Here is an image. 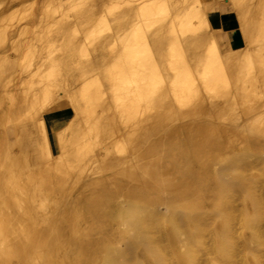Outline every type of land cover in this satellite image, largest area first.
I'll return each instance as SVG.
<instances>
[{"label":"bare ground","instance_id":"1","mask_svg":"<svg viewBox=\"0 0 264 264\" xmlns=\"http://www.w3.org/2000/svg\"><path fill=\"white\" fill-rule=\"evenodd\" d=\"M245 1L232 0L244 39L228 51L200 0H42L8 14L0 27V264H157L158 224L177 264H193L180 243L200 234L204 214L191 210L224 192L211 167L196 163L225 150L234 155L211 163L216 175L264 164V0L254 9ZM177 115L199 119L173 131ZM29 124L41 157L14 159L6 127ZM228 127L235 130L222 133ZM85 175L87 187L72 194ZM226 239L215 245L230 260Z\"/></svg>","mask_w":264,"mask_h":264},{"label":"rangeland","instance_id":"2","mask_svg":"<svg viewBox=\"0 0 264 264\" xmlns=\"http://www.w3.org/2000/svg\"><path fill=\"white\" fill-rule=\"evenodd\" d=\"M204 1L205 0H200V2H201L200 4H202V6L204 8L206 7L205 8L206 13L208 15L210 23L214 27L215 37L217 38V41L220 44V46H222L223 48H228L235 41H243L244 37H243V34L241 32V29H240L239 19H238L237 12L235 10V7L233 5L232 0H218V2H219L218 5L220 7V10H223V11L224 10H228V11L230 10V11L235 12L236 18L234 17L231 20V18L228 17V21H230L229 23L228 22H220V20H218L219 19L218 15L220 14V12L214 11V9H213V6L215 4L214 3L215 0H206V2H204ZM248 1L249 0L245 1V3H247ZM251 1H252L251 3H253V4H251L250 1H249V3L253 6H250L251 7L250 9H254V7L257 5V0H255V1L251 0ZM259 1L260 0H258V2ZM30 2H34L35 5H40L42 3V0H37V3H36V0H12V1L4 0V3L0 5V18H1L0 19V25H1L0 27H2L3 24L6 25L5 22L7 20L5 18L8 16L9 13L13 12L14 14H16L15 12H17L18 15H21L23 13L22 11H23V8L25 7V5L30 3ZM22 4L24 7L22 6ZM250 4L247 3L248 7ZM21 6H22V9H21ZM18 15H15V16H18ZM24 20L25 19H23L22 21H24ZM211 30H213L212 27H211ZM11 33H14V32L12 31ZM9 42H11V41L10 40L8 41V44L10 45ZM5 45H6V43L0 44V55L3 54V51H4L3 47ZM15 51L16 50L13 51L12 48H10V46H8V52L7 53H9V55H10L9 56L10 58H8V59H11V60L13 59L12 56H14V54L16 53ZM5 74H7V72H4L2 75H5ZM15 75L20 76L19 74H16V73H15ZM14 82H19V80H17V78H15ZM259 84L260 85L262 84V79L259 81ZM263 97H264V94H263ZM6 100L7 99H5L4 101H6ZM179 116H181V117H179ZM196 116H197V118L193 119V120H198L199 115H191V116L190 115L189 116L177 115V117L175 118L177 120L173 119L174 121L172 120L170 122L171 124L169 123V126H171L173 124L172 128L170 127L171 129H173V131H175L176 129H177L176 131L181 130V129H183L185 124H188V122L191 121L192 118H195ZM208 116H209V118L212 117L210 115H208ZM186 117H188V118H186ZM189 117H192L191 120L189 119ZM179 118H180V120H179ZM181 119L184 120L185 122H183ZM219 119L220 118H218L217 120H219ZM217 120H216V122L220 121V120L219 121H217ZM222 120L224 122H225V120L228 121V119H221L220 123L223 122ZM233 120L234 119H231V121H230V119H229V122H225V123L234 126V124H233L234 122H235V124L236 123L239 124L242 122L240 119L238 121H235V120L233 121ZM178 121H180V123ZM172 122H174V123H172ZM176 122H178V125ZM242 125H243V123H242ZM232 128L233 127H228V129H223L226 131H223L221 129V132L223 131L222 133H226V132H229L231 130H235ZM14 129L15 128L12 126H8V128L6 127L7 135L9 138V143L11 145V148L13 149V152H12L14 154L13 158L14 159H17L20 157H22L23 159L24 158L25 159L34 158V157L40 158L41 156H40L39 145H38V134H37V131H36L34 125L29 124L25 127H21L19 129H15V130ZM2 131H3V127H0V133H2ZM239 131L240 130H238L237 132H239ZM15 132H16V134H15ZM223 135H225V134H223ZM237 136L236 135H234V137L232 136L233 139L231 140V143L233 142L232 143L233 146L236 145V147L234 148V152H236L237 146L239 147L238 144L241 143V139H240L241 135L238 136V138H236ZM223 137H225V136H223ZM16 138H17V140H16ZM237 142H238V144H236ZM18 148H20V149H18ZM248 152H250V151H248ZM18 154H20V155H18ZM212 154H214V155L213 156L210 155L211 156L210 158L208 156L207 159L206 158L203 159L204 161L205 160L206 161L205 162L203 161V164L201 163L202 167H201V165H199L200 163H198V162L196 163L197 164L196 167H198V168H204V167L209 168V167H211L210 168L211 169L210 176H213V177H211V179L214 180V181L211 180L213 183V186H215V185H216V187L218 186V188H220V190H222L224 192H222L223 194L221 195L220 199L217 197L220 195H215L216 197L211 196L210 200H208V203L205 205V207H207V208H204V206H201V207L194 206L192 208L191 215L204 214V218H203L204 220L203 219L199 220V221H201V224L199 222L197 225L199 230H200V234L197 235L196 237H194L193 238L194 241L192 240L191 242H188V240H185L187 234H183L182 237L185 239L182 238L180 246H181L182 250L186 251V252H188V251H190V249H192V252L194 254V259L192 261L193 264H211V258L214 259L217 264H264V166H263L264 164L261 163L260 165H257L254 168H251V167L235 168L233 171L228 172V174L223 173L222 176H220V175H216V173L214 171H212L213 165L215 164L214 167L217 166V168L220 166L226 165L230 161V158L233 157L234 154L233 153L229 154L227 151L225 152V150L220 151V153L218 152V153H212ZM217 154H220V155L217 156ZM225 154L229 158L226 157ZM262 155H264V154H262ZM262 155H261V157H262ZM14 156H16V157H14ZM255 156L257 158L260 157V153L256 152V155H254V158H255ZM214 157H215V159H214ZM208 159L210 160V162ZM207 160H208V162H207ZM205 163L206 164L210 163V165H205ZM226 176H228V177H226ZM223 177H226V179L227 178L228 179L233 178V180H235L237 185L231 186L230 184H228L224 180L225 178H223ZM81 179H82V182H81ZM81 179L75 185V186L78 185L77 188L73 187L74 188L72 191L73 193L70 192L71 191V189H70V191H69L70 193L79 194L80 191L84 190L83 189L84 187L85 188L87 187V183H89L91 177H90V175H88V176L85 175ZM244 181L245 182L248 181V184H247L248 186L245 184ZM79 183H80V185H79ZM219 185H220V187H219ZM238 185H239V187H238ZM243 185H245L244 188H243ZM253 185L256 188L252 189ZM228 186L230 189H228ZM233 187H235L236 189L234 188V190H233ZM250 188L252 191H250ZM231 190L233 191V194L231 193L232 192ZM237 190H239V191H237ZM235 192L237 194H235ZM239 192H241V193L239 194ZM255 192H256V194H255ZM250 193H251V195H250ZM253 194H255V195H253ZM73 200H74L73 205H76V214H80V212H83V209H82L83 203H84L83 195H78ZM218 200H219V202H218ZM210 203L212 204V206H214V208L210 205ZM244 205H245V208H244ZM246 206H248L249 209ZM208 208L211 209V211L208 210ZM219 209L221 210V212L219 211ZM231 209H232L231 212L233 214H230L231 212L229 213V211ZM244 210L246 212L243 213ZM205 211L206 212L209 211V212L206 213ZM247 211L250 212L251 214H253V217H251L252 215L249 214ZM226 215H229V216H226ZM246 215H248L250 218H255L257 220L261 219V220H259L260 222L257 221V224H255L254 227H251L250 225L247 224L246 220H248L249 217ZM257 215L258 216L261 215L260 216L261 218H259ZM208 217H209V219H208ZM227 217L229 220H227V224H225L224 222H226L225 219ZM230 218H231V220H230ZM244 218H245V220H244ZM215 221L216 222L218 221L217 223H219V224H217ZM221 221L222 222L224 221V222L222 223ZM245 221H246V223H245ZM228 222L231 224H229ZM215 223H216V227L214 225ZM181 224H183V223L181 222ZM222 224L224 225V227ZM246 224H247V226H246ZM226 225H227V227H228V225L229 226L232 225V226H231V228H227V227L225 228ZM257 225H258V228L256 229ZM186 227H187V225L185 226V224H183L179 227L180 228L179 230L188 229ZM224 228L227 231L223 230ZM204 229H205V231H204ZM163 231L164 230H163L162 226L160 224H158V230L154 234L156 236V239H158L159 241H161L160 240L161 238H163V239L160 242L162 244H160V246L157 247V249L154 252V256H153L154 260L157 264H160L162 262V259L166 258L167 262L169 264H177V259H176V256L174 255V251L172 252L170 250V247L167 244L168 241L164 239ZM219 231L222 232L223 234L220 233ZM249 235H253L254 238L253 237L250 238ZM255 235H258V236L256 237ZM215 236H217V237L223 236L224 238H227L226 240L228 242L226 240L225 241L227 242L228 245L231 246V248L234 251L233 252L234 256L232 255L233 258L231 257L229 260L224 256V253L216 250L215 244L217 242V240H216L217 237H215ZM246 237L247 238L249 237L251 240L252 239H255V240H253L251 242V240L249 238L247 239ZM261 238H263V239L261 240ZM247 240H249V241L247 242ZM200 243H203L204 246H202L201 248H197L196 246L197 245L199 246ZM130 250L133 251L132 249H130ZM131 253H133V252H130V255L132 256Z\"/></svg>","mask_w":264,"mask_h":264},{"label":"crops","instance_id":"3","mask_svg":"<svg viewBox=\"0 0 264 264\" xmlns=\"http://www.w3.org/2000/svg\"><path fill=\"white\" fill-rule=\"evenodd\" d=\"M219 6V5H218ZM214 11H216L215 9H214ZM217 12H220V14L218 15L219 17V19L218 20H220V22H230V21H228V17H230L231 18V20H232V18H236V15H235V12L234 11H228V10H220V7L218 8V10H217ZM211 27H212V29H214V27L212 26V24H211ZM214 36H215V30H214ZM216 38V37H215ZM217 39V38H216ZM242 44V41H235L233 44H231L228 48H223L222 46H220L224 51H228V50H232V49H234V48H237V47H239L240 45ZM220 45V44H219Z\"/></svg>","mask_w":264,"mask_h":264}]
</instances>
